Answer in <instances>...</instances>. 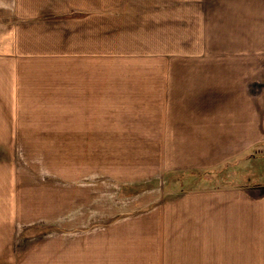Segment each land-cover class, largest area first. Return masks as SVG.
<instances>
[{
	"label": "rangeland",
	"instance_id": "obj_1",
	"mask_svg": "<svg viewBox=\"0 0 264 264\" xmlns=\"http://www.w3.org/2000/svg\"><path fill=\"white\" fill-rule=\"evenodd\" d=\"M52 1L0 0V235L2 221H19L27 249L21 264H59L66 225L90 230L98 217L101 229L129 219L155 224L186 193L264 190V145L223 161L194 150L180 159L178 143L180 125L211 119L209 107L202 119L203 108L193 106L199 99L226 101V85L199 94L178 64L186 67L180 60L190 49L202 54L198 38L219 25V8L245 0ZM253 8L263 32L264 7ZM75 19L87 20L82 33L101 36L105 55L87 54L84 40H68L69 52L60 54L51 34L42 33L65 21L75 28ZM97 20L100 32L92 29ZM19 21H36V38L13 41ZM66 239L69 255L77 238ZM82 254L83 264H95L87 246ZM141 254L104 248L98 264H150Z\"/></svg>",
	"mask_w": 264,
	"mask_h": 264
},
{
	"label": "crops",
	"instance_id": "obj_2",
	"mask_svg": "<svg viewBox=\"0 0 264 264\" xmlns=\"http://www.w3.org/2000/svg\"><path fill=\"white\" fill-rule=\"evenodd\" d=\"M52 2L54 6L63 2L67 7L68 4V0ZM229 4L225 10L218 9L220 12L216 17L219 25L207 29L210 31L208 36L204 33L202 39L198 38V49H202V54H193L190 49L189 54L184 56L186 58L180 60L186 62V67L178 64L179 72L188 73V79H193L189 81L191 86L202 88L197 91L199 94L210 86L226 85L222 93L225 102L213 105L199 99L203 104L197 102L193 105L203 108L202 119L206 115V107H209L211 119L203 120L201 124H192L190 118L182 119L190 123L178 128L184 134L180 135L178 142L181 144L180 159L194 150L200 158L204 155L226 161L238 159L247 150L264 145V31L259 30L257 10L253 8L260 4L264 7V0H253V7L247 0ZM75 20V28L65 21L54 29L53 24L43 26L42 33L51 34L50 37L56 41L54 48H59L60 54L69 52L68 40H75L78 44L84 40L87 54L92 53L98 58L101 54L105 55V42L100 40L101 36L93 30L92 34L82 33L81 26L87 20ZM22 23L19 21L13 25H17L13 41L24 36L34 35L36 38V33H33L36 32L35 25L38 26L36 21ZM204 24L208 25V21ZM92 29L100 32L98 20L93 23ZM37 37L42 36L38 34ZM190 44L192 47V40ZM246 70L254 72V75H246ZM160 90L162 85L156 87L157 92ZM94 92L96 90L90 93ZM182 114L179 115H185ZM17 223V219L2 221L1 228L5 233L0 235V264H21L19 255L27 250L21 247V227H17ZM77 223L72 227L66 225V229L63 227L59 236V264H83V246H87L95 264H98V256L104 248L108 252L126 255L142 253L141 261L145 257L150 264H264V190L259 186L186 193L172 199L165 214L161 218L159 216L155 224L129 219L114 228L108 226L101 229L98 217L92 220L91 224H94L89 230ZM25 225L22 224V227ZM73 232L77 238L74 239L76 247L68 255L67 249H63L67 247L64 242L66 238L75 237L72 234L69 236ZM78 235L85 240L80 241Z\"/></svg>",
	"mask_w": 264,
	"mask_h": 264
}]
</instances>
